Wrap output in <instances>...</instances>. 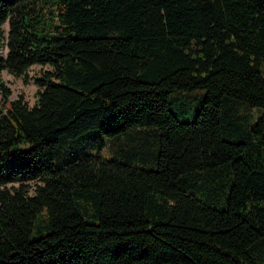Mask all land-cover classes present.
<instances>
[{
  "label": "trees",
  "instance_id": "16d2710c",
  "mask_svg": "<svg viewBox=\"0 0 264 264\" xmlns=\"http://www.w3.org/2000/svg\"><path fill=\"white\" fill-rule=\"evenodd\" d=\"M33 65V106L1 81L0 264H264V0H0V75Z\"/></svg>",
  "mask_w": 264,
  "mask_h": 264
},
{
  "label": "rangeland",
  "instance_id": "374dc122",
  "mask_svg": "<svg viewBox=\"0 0 264 264\" xmlns=\"http://www.w3.org/2000/svg\"><path fill=\"white\" fill-rule=\"evenodd\" d=\"M7 28V25H6ZM7 52L6 45L1 48V54L5 55ZM42 67L40 65H33L28 71L26 77H15L8 71L2 72L0 75V103L4 101V89L1 81L6 87L10 89L11 100L19 97H24V100L29 106H33L37 100L36 92L38 86L35 83L33 75L37 73ZM205 91L201 89L192 92H182L180 94L173 93L169 96V103L173 114L178 120L191 122L196 118V115L204 101ZM239 113L249 119L251 122L255 121L262 113L259 108H248L244 105L240 106ZM124 136L121 141H125ZM111 139L102 134H94L90 140L85 142V151L89 153L99 152L101 155H109L112 148L110 146ZM81 146H77L79 148Z\"/></svg>",
  "mask_w": 264,
  "mask_h": 264
}]
</instances>
